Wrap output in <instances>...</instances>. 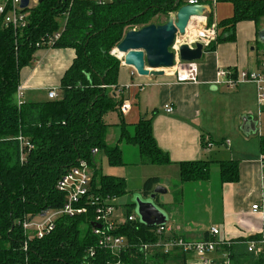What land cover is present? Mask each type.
I'll list each match as a JSON object with an SVG mask.
<instances>
[{
	"label": "trees",
	"instance_id": "trees-1",
	"mask_svg": "<svg viewBox=\"0 0 264 264\" xmlns=\"http://www.w3.org/2000/svg\"><path fill=\"white\" fill-rule=\"evenodd\" d=\"M218 1L231 2L233 14L218 22L217 43L233 41L239 22L260 23L264 18V0ZM185 3L186 0H42L24 9L29 13V23L22 30L15 31L0 21V264H108L117 260L98 246L99 237L92 232V208L87 214L59 217L54 230L43 238L29 240L27 249L23 220L63 206L65 194L58 190L57 182L81 159L93 168L94 191L117 197L126 194L128 182L124 177L99 172L95 148L106 153L111 165L124 164L123 142L137 145L141 156L150 163H171L154 137L152 118L126 123L120 109L126 99L125 86L118 83L121 60L112 50L128 30L164 23L172 11ZM65 12L68 15L61 36L52 46L74 48L76 57L62 77L60 97L19 104L21 70L31 64L39 48L49 46L37 43L61 29ZM162 15L165 21L155 20ZM208 15L212 22V13ZM216 42L209 48L214 49ZM261 45L264 47V43ZM112 111L119 114L120 130L118 142L109 145L110 124L105 116ZM20 135L34 145L24 161ZM261 151L264 154V136ZM219 171L222 181H237L238 160L219 161ZM180 175L183 182L207 180L211 177L210 161L181 162ZM159 183V177L147 178L141 194L148 197ZM135 208L134 202L128 203L126 214ZM118 228L115 233L124 234L130 243L121 253L123 264H188L183 252L146 253L140 244L158 237L140 218L126 220ZM257 236L232 240L224 246L229 264H264L263 257L250 253L243 242ZM91 247L96 248V253L89 258Z\"/></svg>",
	"mask_w": 264,
	"mask_h": 264
},
{
	"label": "crops",
	"instance_id": "crops-1",
	"mask_svg": "<svg viewBox=\"0 0 264 264\" xmlns=\"http://www.w3.org/2000/svg\"><path fill=\"white\" fill-rule=\"evenodd\" d=\"M206 1L210 3V0ZM214 4L213 19L219 21L232 16L231 2ZM263 28L264 18L260 23L244 20L237 24L233 41L217 43L216 40L214 49L205 47L202 58L197 61V83L177 81L170 69L162 76L140 75L118 56L121 60L118 83L125 86L126 99L132 102L131 108L123 113L126 123L135 124L142 117L152 118L157 144L171 159L168 164H153L141 157L136 164L144 170L150 169L144 182L156 176L160 178L159 184L171 187L174 194L181 191L184 198L177 211L176 225L171 224L187 238H205L212 227L219 229L216 238L220 240L247 238L264 231V154L261 151L264 107L259 113L256 88L251 83L236 88L212 84L219 68L240 71L256 67L258 51L263 47L258 33ZM34 55L31 64L20 73L19 85L24 90V101L46 100L49 88L59 89L76 51L71 47L49 46L39 48ZM166 104L173 106V112L165 110ZM226 107L237 112L227 116ZM109 124V128L112 125L119 127V118H112ZM195 160L211 161L213 174L207 180L181 181L180 163ZM222 160H238L237 181H222L219 171ZM96 162L99 167L97 157ZM188 193L192 194V199L188 198ZM156 200L159 202V195ZM187 200L196 208L193 211L196 217L188 216L190 204L186 207ZM256 203L260 208L254 212L252 206ZM161 208L165 210L163 206ZM221 251L211 257L222 261L226 253Z\"/></svg>",
	"mask_w": 264,
	"mask_h": 264
},
{
	"label": "built area",
	"instance_id": "built-area-1",
	"mask_svg": "<svg viewBox=\"0 0 264 264\" xmlns=\"http://www.w3.org/2000/svg\"><path fill=\"white\" fill-rule=\"evenodd\" d=\"M217 0H187L188 4H209L211 11H206L203 15L192 16L189 24L186 27L184 34L177 33L175 39L176 54L175 63L173 67L166 68V70H173L176 75L177 81H191L199 82L198 72L199 67L197 61L185 62L179 57V47L183 43H187L191 47H195L197 42H201L205 47L209 46L218 37V23L213 19L209 21V12H213V4ZM68 13H64V20L62 27L59 31L48 35L47 38H42L37 46L48 44L52 46L54 41L58 40L62 33L66 17ZM29 13L24 11L21 7V0H2L0 2V21L2 25L12 27L15 31L22 30L29 23ZM48 46V47H49ZM117 57L116 47L112 51ZM135 71V70H134ZM251 83L255 86L257 92V103L259 113L264 107V47L258 51V62L253 69H243L234 71L233 69L219 68L217 78L213 81V86L225 85L229 88H236L239 85ZM48 99H58L60 97L59 89L49 88L47 91ZM17 100L21 104L24 101V90L22 85L17 87ZM132 102L127 98L123 101L120 109L123 113L131 108ZM167 112H173L174 108L170 104L165 105ZM21 161H24L26 154L34 145L27 140L23 135L19 136ZM99 150L93 149L94 153ZM93 168L86 160H79L78 164L66 171L58 180L57 188L59 191L64 192L65 202L60 208H48L34 216H27L23 220V228L26 234V241L24 248L27 249L28 241L34 237L43 238L54 230L56 220L64 215L77 216L87 214L92 208L94 216L92 219V232L99 237L98 246L107 249L111 254L117 257L115 261H109L108 264H123L120 259L121 253L130 247L128 238L124 235L115 233L120 224L126 220H137L139 215L133 211L129 215L126 214L123 219L118 214L119 197L104 194L93 190ZM260 208L258 203L252 206L254 212ZM153 232L158 239L151 242H142L140 245L143 250L148 254H169L175 251L183 252L188 257V264H215L223 263L229 264L230 258L228 252L223 250L224 246L231 244L232 240H220L216 238L219 233L217 227H212L209 235L202 239H190L182 235L178 228L173 224L167 222L162 225L152 227ZM246 242L247 249L250 253L256 256H262L264 259V231L257 237H251ZM223 250L226 253V258L218 262L211 257V254ZM96 248L91 247L88 250V257L95 256ZM196 257V258H193ZM94 262L87 261V264Z\"/></svg>",
	"mask_w": 264,
	"mask_h": 264
},
{
	"label": "water",
	"instance_id": "water-1",
	"mask_svg": "<svg viewBox=\"0 0 264 264\" xmlns=\"http://www.w3.org/2000/svg\"><path fill=\"white\" fill-rule=\"evenodd\" d=\"M29 5L30 0H21L22 8H28ZM206 11H211L209 4L185 3L172 11L164 23H151L128 30L116 49L123 54L124 63L134 67L140 75L162 76L166 68L174 66L176 54L171 47L177 33L184 34L190 18L203 15ZM258 36L260 42L264 43V28L259 31ZM204 49L201 42H197L195 47L183 43L179 47V57L185 62L198 61L202 58ZM167 192V188L158 184L146 198L141 193L134 194L136 212L143 223L150 227L167 223V213L155 202L158 195Z\"/></svg>",
	"mask_w": 264,
	"mask_h": 264
},
{
	"label": "rangeland",
	"instance_id": "rangeland-1",
	"mask_svg": "<svg viewBox=\"0 0 264 264\" xmlns=\"http://www.w3.org/2000/svg\"><path fill=\"white\" fill-rule=\"evenodd\" d=\"M36 2H38V1L30 0V5L28 8L34 6ZM155 20L165 21L166 17L164 15H162V16L157 17ZM214 20L217 23L220 21V20L217 21L216 19H214ZM175 44L173 45V47H171L172 50H176ZM223 109H225V107ZM230 112L236 113L237 111H235V109H233V108L228 109V107H226V115L227 114L229 115ZM112 118L113 119L119 118V114L117 111L109 112L105 116V120L109 123H112ZM262 121L264 122V114L262 115ZM263 131H264V128H263ZM118 137H119V127H117L115 125L110 126V128L108 130V142H109V144L114 145V142H116ZM122 144L123 145H121V148L123 150L124 164L111 165L109 163L107 155L104 151H99V153L96 154V157H97V160L99 163V168H100L99 172L100 173L122 176V177L126 178V180L128 182V187H127L128 192L126 194H124L123 196L119 197V200H118L119 208H118L117 212L120 215L121 219H123L125 217L127 204L130 203L131 201H133L134 194L141 193L140 189L143 186V182H144V178L146 176L145 175L146 172L147 173L150 172L149 168H145V170H144L142 167H140L136 164V163L140 162V158L143 157V156H141V154L139 152L138 146L135 144H130V143H126V142H123ZM143 159H144V157H143ZM213 165L214 164H212V162L210 161L211 170H212ZM141 169H143V170H141ZM213 170L211 171V175L213 174ZM173 182L177 183V181H175V180ZM173 188H174V186H173ZM167 189H169V191L167 193L159 195V202L163 203L162 206L165 208V210L169 214L168 222L176 225L175 219L177 216V211L181 207L180 205L182 203V199L184 198V196L181 197V191L180 192L178 191L176 194H174L173 189H171V187H169ZM188 198L192 199V194L188 193ZM189 204H190V207L187 208L188 209V211H187L188 216L196 217V215H194V212H193V211H195L196 208L193 207L192 202L189 203V200H187L186 207ZM134 211L136 212V208L134 209Z\"/></svg>",
	"mask_w": 264,
	"mask_h": 264
},
{
	"label": "bare ground",
	"instance_id": "bare-ground-1",
	"mask_svg": "<svg viewBox=\"0 0 264 264\" xmlns=\"http://www.w3.org/2000/svg\"><path fill=\"white\" fill-rule=\"evenodd\" d=\"M172 50V49H171ZM173 51V50H172ZM117 53L120 55V56H122L123 57V54L122 53H119L118 51H117ZM119 229V228H118ZM116 233H118V232H116ZM119 234V233H118ZM121 235H124V234H121ZM106 250V249H105ZM108 251V250H107ZM222 252V251H221ZM120 259H121V257H120ZM122 261V260H121Z\"/></svg>",
	"mask_w": 264,
	"mask_h": 264
}]
</instances>
